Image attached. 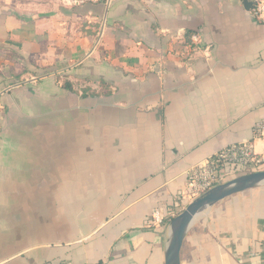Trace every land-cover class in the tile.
Here are the masks:
<instances>
[{"label":"crops","instance_id":"crops-1","mask_svg":"<svg viewBox=\"0 0 264 264\" xmlns=\"http://www.w3.org/2000/svg\"><path fill=\"white\" fill-rule=\"evenodd\" d=\"M74 1L0 0V264H165L172 220L147 218L264 119V24L244 0ZM181 262L264 264V186L199 215Z\"/></svg>","mask_w":264,"mask_h":264},{"label":"built area","instance_id":"built-area-1","mask_svg":"<svg viewBox=\"0 0 264 264\" xmlns=\"http://www.w3.org/2000/svg\"><path fill=\"white\" fill-rule=\"evenodd\" d=\"M252 18L264 24V0H250ZM197 46L199 36L190 37ZM262 144L257 150L256 143ZM264 172V119L257 122L253 130V140L234 143L211 156L205 163L190 168L186 174V185L165 214L155 211L146 220L147 228L156 229L166 220H174L191 203L203 197L215 187L239 176Z\"/></svg>","mask_w":264,"mask_h":264},{"label":"water","instance_id":"water-1","mask_svg":"<svg viewBox=\"0 0 264 264\" xmlns=\"http://www.w3.org/2000/svg\"><path fill=\"white\" fill-rule=\"evenodd\" d=\"M107 4L109 7V0ZM244 4L247 8H252V3L248 0H244ZM261 186H264V172L247 174L215 187L191 203L171 222V239L166 251L165 264H182L181 253L187 232L199 215L230 197Z\"/></svg>","mask_w":264,"mask_h":264},{"label":"rangeland","instance_id":"rangeland-1","mask_svg":"<svg viewBox=\"0 0 264 264\" xmlns=\"http://www.w3.org/2000/svg\"><path fill=\"white\" fill-rule=\"evenodd\" d=\"M16 1H22V0H16ZM26 3H28L30 6V10H35V11H45V12H56L59 11L61 7L66 6H73V4H78L76 1L73 0H23ZM37 5H41L39 8Z\"/></svg>","mask_w":264,"mask_h":264},{"label":"trees","instance_id":"trees-1","mask_svg":"<svg viewBox=\"0 0 264 264\" xmlns=\"http://www.w3.org/2000/svg\"><path fill=\"white\" fill-rule=\"evenodd\" d=\"M67 88L71 89L72 87L70 85H66Z\"/></svg>","mask_w":264,"mask_h":264}]
</instances>
